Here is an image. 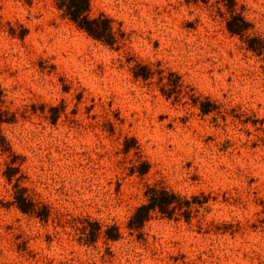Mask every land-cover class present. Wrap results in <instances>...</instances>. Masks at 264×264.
I'll return each instance as SVG.
<instances>
[{
    "label": "clouds",
    "instance_id": "1",
    "mask_svg": "<svg viewBox=\"0 0 264 264\" xmlns=\"http://www.w3.org/2000/svg\"><path fill=\"white\" fill-rule=\"evenodd\" d=\"M0 138V264H264V0H0Z\"/></svg>",
    "mask_w": 264,
    "mask_h": 264
},
{
    "label": "trees",
    "instance_id": "2",
    "mask_svg": "<svg viewBox=\"0 0 264 264\" xmlns=\"http://www.w3.org/2000/svg\"><path fill=\"white\" fill-rule=\"evenodd\" d=\"M75 6H76L77 8L80 7L79 4H76ZM72 16H73V18H75V13H74V12L72 13ZM227 26H228V27L230 28V30H231V25H227ZM250 46H251V42H250ZM141 72L143 73V72H144V69H141ZM203 110L206 111V110H207V107L205 106ZM0 141H2V138H0ZM143 171H146V166H142V167H141V172H143ZM29 206H30V205H29ZM26 207H27V206L21 204V209H22V210H25ZM41 215H43V214H41Z\"/></svg>",
    "mask_w": 264,
    "mask_h": 264
},
{
    "label": "rangeland",
    "instance_id": "3",
    "mask_svg": "<svg viewBox=\"0 0 264 264\" xmlns=\"http://www.w3.org/2000/svg\"><path fill=\"white\" fill-rule=\"evenodd\" d=\"M26 31V30H25Z\"/></svg>",
    "mask_w": 264,
    "mask_h": 264
}]
</instances>
